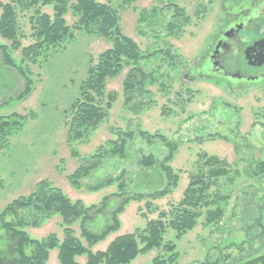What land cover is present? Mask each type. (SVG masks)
<instances>
[{
  "label": "rangeland",
  "instance_id": "374dc122",
  "mask_svg": "<svg viewBox=\"0 0 264 264\" xmlns=\"http://www.w3.org/2000/svg\"><path fill=\"white\" fill-rule=\"evenodd\" d=\"M171 1L184 8L189 18L179 31H168L166 22L139 23L140 9H146L150 14L153 8L161 9ZM249 1L243 0L250 8ZM110 2L119 10L124 33L139 44L143 55L170 49L178 56L176 65L171 66L169 61L162 59L161 53L145 58L142 65L152 76L142 90L128 93L130 99L124 92L128 69L108 79L107 91L115 92L117 99L106 120L87 138L79 140L68 137L66 111L80 96V86L88 76L90 59L110 48L109 40L94 31L76 29L73 39L45 50L35 63L27 59L23 67L31 75L34 90L24 101L11 99L24 85L23 78L12 69L8 71L13 76L3 77L1 74L0 116L18 112L27 114L28 119L20 132L14 133L5 147H0V178L3 180L0 211L17 196L32 192L43 179L62 188L72 199L92 204L98 203L105 195L118 192L119 177L125 172L128 191L138 189L149 195L151 190L166 182L159 175V167L149 170L140 167V158L142 154L153 153L161 159L166 147L158 139L150 142L142 138L139 131L160 132L178 145L170 163L179 174L177 186L164 197L146 196L141 201L130 202L120 215V229L98 243L94 250H105L116 236L145 228L148 221L157 218L161 211H170L172 205L182 199L190 176L206 171L199 160L201 154H207L226 159L231 167L230 175L220 178L209 192L210 198L228 196V199H219L218 204L211 206L212 209L221 207L224 216L209 225L206 223V209H203L197 225L181 238H177L174 229L167 228L164 241L174 242L178 253L177 260L171 264H233L264 254L261 228L253 225L257 218L264 224V172L259 168L264 162V79L210 78V63L205 62L206 52L220 31L230 26L232 14H227L225 6L231 7V13L238 12L236 22H246V29L255 28L253 23L247 22L248 17L240 13L247 7L242 3L236 11L238 7L234 0ZM15 5L21 44L27 47L34 42L30 21L34 9L24 8L17 2ZM41 10L53 14L52 6ZM163 15L170 20L173 11L165 10ZM252 16H257L255 10ZM77 19L72 11L66 14L70 26H75ZM259 24L258 32L262 34L264 22ZM245 33L244 38L252 35V31ZM0 42L10 44L1 37ZM13 56L21 62L20 50L13 52ZM119 131L134 134L133 139L127 140L125 155L103 158L98 167L83 178L81 187H73L68 175L79 166L80 159L94 154L101 146L109 150V143L118 139ZM106 178L117 180L98 191L90 190L91 186ZM147 203H150L149 207ZM95 220L99 222L97 229H101L107 217L99 215ZM60 223L61 217L55 216L40 228L26 230L35 238L50 233L63 238ZM73 228L80 236L79 223ZM57 254V249L51 251L49 264H59ZM163 254L164 248L158 247L138 255L130 264H150L155 256ZM78 261L86 264V257H78Z\"/></svg>",
  "mask_w": 264,
  "mask_h": 264
},
{
  "label": "trees",
  "instance_id": "16d2710c",
  "mask_svg": "<svg viewBox=\"0 0 264 264\" xmlns=\"http://www.w3.org/2000/svg\"><path fill=\"white\" fill-rule=\"evenodd\" d=\"M110 1L0 0V37L10 42V44L0 42V75L13 76L8 71L12 69L24 80V85L11 96V99L24 101L34 90L31 75L27 73L23 63L27 59L35 63L45 50L73 39L76 29L94 31L111 42L110 48L100 53L97 58L90 59L88 76L80 86V96L66 111L65 124L68 137L71 139L87 138L108 117L117 99L115 92L107 91L108 79L117 77L128 69L124 92L130 99L128 93L135 89L142 90L149 76H152L142 65L145 58L149 59L161 53L162 59L169 61L171 66L177 63L178 56L170 49L143 55L139 44L124 33L119 10ZM16 2L24 8L34 9V15L30 20L34 42L27 47H22L21 44ZM45 6H52L53 14L43 12L41 8ZM165 10L173 11L170 20L163 17ZM70 11L78 18L75 26L67 23L66 14ZM138 21L139 23L166 22V29L173 33L179 31L183 24L188 23L189 18L185 15L184 8L177 2L171 1L161 9L153 8L150 14L146 9H140ZM18 50L21 51V62H17L13 56V52ZM7 101L5 99V102ZM27 119V114L18 112L0 116V147H5L9 138L14 133L20 132ZM139 134L150 142L158 139L166 147V153L161 159L149 153L142 154L139 161V166L144 170L159 167L161 169L159 175L165 179V184L151 190L149 195L138 189L130 192L123 172L118 180L120 181L118 192L105 195L98 203L86 204L82 199H72L62 188L48 179H43L35 185L32 192L17 196L0 211V264H49L51 251L55 249L58 250L59 264H81L78 257L82 256L86 257V264H130L138 255L158 247H163L165 254L155 256L150 264H171L177 260L178 253L174 242L164 241L167 228L174 229L177 238H181L197 225L203 215V209H206L207 224L221 220L224 210L217 206L212 209L211 206L218 204L219 199H228V196L210 198L209 192L220 178L230 175L231 167L226 159L216 155L201 154L199 161L206 167V171L204 169L190 176V181L178 204H173L170 211H161L157 218L148 221L145 228L116 236L105 250H94L98 243L120 229V215L130 202L141 201L146 196L164 197L178 184L179 174L170 164L178 149L177 143L160 132L152 134L140 130ZM133 138L132 131H119L118 139L109 143V150H104L101 146L94 154L81 158L79 166L68 175L71 185L75 188L81 187L83 178L89 176L103 158L109 155L124 156L127 140ZM259 168L264 172V162ZM116 180V178L113 180L106 178L91 186L90 190L98 191L113 185ZM2 186L3 180L0 178V187ZM147 205L149 207L150 203ZM99 215L107 217L101 229H97L99 222H95ZM55 216L61 217L63 238L56 233L35 238L26 230V228H40ZM259 219L257 218L253 225L259 226L261 235L264 236V224ZM76 223H79L80 236H77L73 228ZM233 264H264V254Z\"/></svg>",
  "mask_w": 264,
  "mask_h": 264
},
{
  "label": "flooded vegetation",
  "instance_id": "af4514ba",
  "mask_svg": "<svg viewBox=\"0 0 264 264\" xmlns=\"http://www.w3.org/2000/svg\"><path fill=\"white\" fill-rule=\"evenodd\" d=\"M234 1H236V7H238L236 11H239L242 3L245 5L243 0ZM259 1L261 0H250L251 7L249 8L245 5L247 8L240 10L242 16L248 17L247 22L255 25V28L250 29H246V22H236L239 17L238 12L231 13V7L230 9L226 8V6L224 7V10H227V14H232L228 23L230 26L220 31L213 46L206 52L205 62L210 63V75L208 77L222 76L248 81H257L260 78L264 79V65H255V63L259 62V57L256 56L260 50L251 51V62L245 56V51L248 47L264 38V32L262 34L258 32V28L261 25L259 23L264 22V1H261V3ZM254 10L257 12L256 17L252 16ZM232 19L233 22L230 23ZM251 31L252 35L245 36L246 38H244V33ZM199 75L203 76V74Z\"/></svg>",
  "mask_w": 264,
  "mask_h": 264
},
{
  "label": "water",
  "instance_id": "95a60500",
  "mask_svg": "<svg viewBox=\"0 0 264 264\" xmlns=\"http://www.w3.org/2000/svg\"><path fill=\"white\" fill-rule=\"evenodd\" d=\"M258 49L260 50V52L258 53V55L256 57H259V62L255 63L256 66L264 65V38L255 42L254 45H252L251 47H248L245 51L246 59L249 62H251V58H252L251 57V51H253V50L258 51Z\"/></svg>",
  "mask_w": 264,
  "mask_h": 264
}]
</instances>
